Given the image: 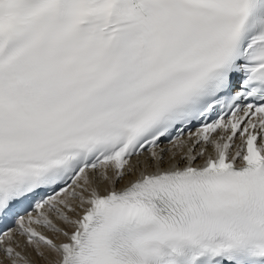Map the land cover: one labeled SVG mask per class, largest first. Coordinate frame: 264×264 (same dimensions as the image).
I'll return each instance as SVG.
<instances>
[{"label": "snow or ice", "instance_id": "1", "mask_svg": "<svg viewBox=\"0 0 264 264\" xmlns=\"http://www.w3.org/2000/svg\"><path fill=\"white\" fill-rule=\"evenodd\" d=\"M0 264H264V0H0Z\"/></svg>", "mask_w": 264, "mask_h": 264}, {"label": "bare ground", "instance_id": "2", "mask_svg": "<svg viewBox=\"0 0 264 264\" xmlns=\"http://www.w3.org/2000/svg\"><path fill=\"white\" fill-rule=\"evenodd\" d=\"M119 186H122V185H118V187H119Z\"/></svg>", "mask_w": 264, "mask_h": 264}]
</instances>
